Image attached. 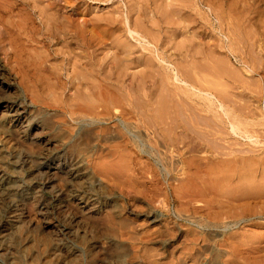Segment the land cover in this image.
Wrapping results in <instances>:
<instances>
[{"label": "rangeland", "instance_id": "1", "mask_svg": "<svg viewBox=\"0 0 264 264\" xmlns=\"http://www.w3.org/2000/svg\"><path fill=\"white\" fill-rule=\"evenodd\" d=\"M58 1L0 0V264H264V0Z\"/></svg>", "mask_w": 264, "mask_h": 264}, {"label": "bare ground", "instance_id": "2", "mask_svg": "<svg viewBox=\"0 0 264 264\" xmlns=\"http://www.w3.org/2000/svg\"><path fill=\"white\" fill-rule=\"evenodd\" d=\"M18 4H21V5H23V6H27V7H30L35 13H36V15H37V19L39 20V22H40V25L43 27V29H44V31L45 32H50V31H53V32H55V33H58V35L61 37H65V39H66V36L67 37H69V38H74L75 40H78V33L80 32H78V28L80 27H78V26H76V25H72V23L70 22V19L67 17V16H63V15H58L56 12H58V5H60V2L58 1V0H53V2L55 3V5H53V6H57V8H56V10L57 11H53V8L52 7H49L48 5H43V0H15ZM64 3L66 2V0H62ZM57 3V4H56ZM128 3L130 4V6L131 7H129V8H131V10H132V5H131V0H129L128 1ZM135 3V2H134ZM109 4V3H108ZM135 4H137V3H135ZM151 4V3H150ZM164 4V3H163ZM20 5V6H21ZM52 5V4H51ZM155 5V4H154ZM137 6V5H136ZM19 7V6H18ZM162 7V6H161ZM50 8H52V9H50ZM136 8V7H135ZM148 8V7H147ZM136 9H138V8H136ZM161 9V8H160ZM128 10V9H127ZM27 11V10H26ZM9 12V11H8ZM107 12V11H106ZM131 12V11H130ZM1 13V12H0ZM107 14V13H106ZM124 14V13H123ZM128 14V13H127ZM140 14V13H139ZM9 15V14H8ZM145 15V14H144ZM184 15V14H183ZM4 16V15H3ZM12 16V15H11ZM108 16V15H107ZM5 17V16H4ZM13 17H15V16H13ZM12 17V18H13ZM90 17V16H89ZM175 17V16H174ZM111 18V17H110ZM128 18V17H127ZM140 18V17H139ZM74 19V18H73ZM141 19H143V18H141ZM98 20V19H97ZM96 20V21H97ZM150 20V19H149ZM112 21H113V19H112ZM117 21V20H116ZM126 21V22H125ZM124 22H125V24L127 23L128 24V26L126 27L127 28V32H128V34L129 35H133V33L135 34L136 32H134V31H132L131 29H130V27H129V24H130V22L129 21H127V19L125 20ZM28 22V21H27ZM38 22V23H39ZM118 22V21H117ZM96 23V22H95ZM108 23V22H107ZM144 23V22H143ZM142 23V24H143ZM158 23V22H157ZM75 24V23H74ZM148 24V23H147ZM80 25H82V24H80ZM30 26V25H29ZM40 26V27H41ZM87 26V25H86ZM136 26H138V25H136ZM137 28V27H136ZM26 29V28H25ZM175 29V28H174ZM20 30V29H19ZM18 30V31H19ZM15 32V31H14ZM24 32V31H23ZM86 32V31H85ZM18 33V32H17ZM26 33V32H25ZM51 33V32H50ZM81 33V32H80ZM9 34V33H8ZM138 34V33H137ZM1 35V34H0ZM35 35V34H34ZM51 35V34H50ZM55 35V34H54ZM53 35V36H54ZM83 35V34H82ZM91 35V34H90ZM147 35V34H146ZM158 35V34H157ZM5 36V35H4ZM25 36V35H24ZM56 36V35H55ZM81 36V35H80ZM139 36V35H138ZM50 38V37H49ZM92 38V37H91ZM144 38V37H143ZM31 39V38H30ZM47 39V38H46ZM70 39V40H71ZM73 39V40H74ZM80 39V38H79ZM94 39V38H93ZM92 39V40H93ZM3 40V39H2ZM62 40H63V38H62ZM81 40V39H80ZM142 40V39H141ZM63 41H65V40H63ZM88 41V40H87ZM89 41H91V39L89 40ZM96 41V40H95ZM92 42V41H91ZM94 42V41H93ZM92 42V43H93ZM104 42V41H103ZM128 42V41H127ZM151 42V41H150ZM9 43V42H8ZM76 43V42H75ZM82 43H83V41H82ZM87 43V42H86ZM91 43V44H92ZM63 44V43H62ZM70 44V43H69ZM79 44V43H78ZM94 44H97V43H94ZM85 45V44H84ZM90 45V44H89ZM125 46H124V48H126V51H127V47L129 46V47H132V45L128 42V44L127 43H125L124 44ZM43 46V45H42ZM75 46H76V44H75ZM156 46V45H155ZM61 47V46H60ZM71 47V46H70ZM70 47H69V49H70ZM94 47V46H93ZM79 48V47H78ZM155 48V47H154ZM2 49V48H1ZM72 50V49H71ZM129 50V49H128ZM131 50V49H130ZM125 51V52H126ZM128 52V51H127ZM152 52V51H151ZM65 53V52H64ZM87 53V52H86ZM109 53V52H108ZM122 53H124V52H122ZM129 52L128 53H126V55H128L129 56ZM152 54H153V52H152ZM93 55V54H92ZM110 55V54H109ZM66 56V55H65ZM91 56V55H90ZM123 56V55H122ZM145 56V55H144ZM152 56V55H151ZM172 56V55H171ZM181 56V55H180ZM112 57V56H111ZM157 57V56H156ZM161 57V56H160ZM195 57V56H194ZM77 58V57H76ZM96 58V57H95ZM150 58V57H149ZM153 58V57H152ZM11 59V58H10ZM90 59V58H89ZM118 59V58H117ZM84 60V59H83ZM92 60V59H91ZM149 59H147V61H148ZM158 60V59H157ZM123 61V60H122ZM121 61V62H122ZM126 61V60H125ZM146 61V60H145ZM147 61H146V63H147ZM161 61V60H160ZM176 61V60H175ZM184 61V60H183ZM135 62V61H134ZM150 62V61H149ZM188 62V61H187ZM94 63V62H93ZM180 63V62H179ZM108 64V63H107ZM119 65V64H118ZM154 65V64H153ZM180 65V64H179ZM105 66V65H104ZM133 66V65H132ZM146 66V65H145ZM158 66V65H157ZM76 67V66H75ZM77 67H78V65H77ZM92 67H93V65H92ZM146 67H148V65L146 66ZM145 67V68H146ZM71 68V67H70ZM96 68V67H95ZM151 68V67H150ZM208 68V67H207ZM73 69V68H72ZM98 69V68H97ZM101 69V68H100ZM149 69V68H148ZM147 69V70H148ZM91 70H94V69H91ZM102 70V69H101ZM105 71H106V69H105ZM138 71V70H137ZM79 72V71H78ZM86 72H88V71H86ZM92 72V71H91ZM125 72V71H124ZM215 72V71H214ZM149 73V72H148ZM152 73V72H151ZM173 73H174V71H173ZM99 75H101L100 74V72L98 73ZM113 74V73H112ZM124 74V73H123ZM98 75V76H99ZM151 75V74H150ZM175 75V74H174ZM72 76V75H71ZM189 76V75H188ZM89 77V76H88ZM128 77V76H127ZM175 77V79H176V81H177V76H174ZM73 78V77H72ZM164 78V77H163ZM167 78H168V76H167ZM201 78H202V76H201ZM206 78V77H205ZM127 79V78H126ZM139 79V78H138ZM184 79V78H183ZM203 79V78H202ZM83 80V79H82ZM104 80V79H103ZM113 80V79H112ZM129 80V79H128ZM143 80V79H142ZM141 80V81H142ZM188 80V79H187ZM76 81V80H75ZM175 81V80H174ZM119 82V81H118ZM93 84V83H92ZM177 84V83H176ZM203 84V83H202ZM121 85V84H120ZM48 86V85H47ZM61 86V85H60ZM83 86V85H82ZM122 86V85H121ZM146 86V85H145ZM166 86V85H165ZM168 86V85H167ZM208 86V85H207ZM160 87V86H159ZM2 88V87H1ZM93 88H94V86H93ZM126 88V87H125ZM5 89V88H4ZM171 89V88H170ZM2 90V89H1ZM15 90V89H14ZM173 90V89H172ZM184 90V89H183ZM90 91V90H89ZM123 91H125V90H123ZM181 91V90H180ZM137 92V91H136ZM146 92V91H145ZM188 92V91H187ZM43 93V92H42ZM153 93V92H152ZM185 93V92H184ZM79 95V94H78ZM149 95V94H148ZM48 96H49V94H48ZM113 98V97H112ZM216 98V97H215ZM12 99H14V98H12ZM181 99H183V98H181ZM142 102V101H141ZM2 104V103H1ZM0 104V105H1ZM26 104V103H25ZM152 105V104H151ZM144 106V105H143ZM149 107V106H148ZM95 108V107H94ZM158 110V109H157ZM151 111V110H150ZM28 112V111H27ZM38 112V111H37ZM77 114V113H76ZM27 114H26V110H25V108L23 107V105H21V103L19 102H16V101H11V103L10 102H3V106H0V123L1 124H3L4 122H6V123H8V126H10V127H22V125L23 124H26V125H28L29 123H28V120H27V116H26ZM31 115V114H30ZM29 115V116H30ZM89 116V115H88ZM34 117V116H33ZM29 118V117H28ZM108 118V117H107ZM89 119V118H88ZM162 120V119H161ZM36 121V120H35ZM80 121V120H79ZM85 122V121H84ZM129 122V121H128ZM76 123H78V122H76ZM86 123V122H85ZM107 123V122H106ZM158 123V122H157ZM5 124V123H4ZM79 124V123H78ZM7 125V124H6ZM29 127V126H28ZM79 127V126H78ZM33 128V127H32ZM82 129V128H81ZM34 130V129H33ZM155 130V129H154ZM12 131V130H11ZM29 131V130H28ZM40 131V130H39ZM119 131V130H118ZM15 132V131H14ZM10 134V133H9ZM39 134V133H38ZM77 134V133H76ZM91 134V133H90ZM1 135V134H0ZM56 137H59L58 135L56 136ZM63 137V136H62ZM83 137V136H82ZM78 138L80 139V137H73V136H71V137H63L62 138V140L60 139V141H62L61 142V144H67V143H69V144H71L72 145V148H74V149H76L77 150V152L78 151H81V150H84L85 149V147H80V143H79V145L77 144V141H78ZM22 139V138H21ZM56 139V138H55ZM139 139V138H138ZM4 140V139H3ZM10 140V139H9ZM56 140H58V138L56 139ZM92 140V139H91ZM95 140V139H94ZM55 141V140H54ZM53 141V142H54ZM19 142V141H18ZM32 142V141H31ZM56 142V141H55ZM79 142V141H78ZM82 142H86V140L83 138L82 139ZM178 142V141H177ZM5 143V142H4ZM23 143V142H22ZM45 143H47V145L49 144V142H44L43 141V144L45 145ZM7 144L8 143H6V145L5 146H7ZM52 144H54V143H52ZM61 144H59V145H61ZM9 145V144H8ZM23 145V144H22ZM54 145H56V144H54ZM78 145V146H77ZM87 145V144H86ZM19 146V145H18ZM66 146V145H65ZM59 147V146H58ZM2 148V147H1ZM6 148V147H5ZM39 148V147H38ZM56 148V147H55ZM68 148H69V145H68ZM29 149V148H28ZM2 150V149H1ZM94 150V149H93ZM28 151H30V150H28ZM35 151V150H34ZM45 151V150H44ZM84 152V151H83ZM4 153V152H3ZM43 153V152H42ZM79 154H80V152H79ZM3 155V154H2ZM21 155V154H20ZM8 156V155H7ZM28 156V155H27ZM15 159V158H14ZM76 159V158H75ZM78 160V159H77ZM13 161V160H12ZM81 161V160H80ZM2 162V161H1ZM26 162H27V160H26ZM25 163V162H24ZM253 163V162H252ZM256 164V163H255ZM264 164V163H263ZM246 165V164H245ZM262 165V164H261ZM255 167V166H254ZM39 170V169H38ZM255 170V169H254ZM0 175H1V172H0ZM69 175V174H68ZM245 176V175H244ZM260 177V176H259ZM251 179V178H250ZM257 179V178H256ZM228 180V179H227ZM249 180V179H248ZM262 180V179H261ZM90 181V180H89ZM240 181V180H239ZM252 181V180H251ZM82 182V181H81ZM1 183V182H0ZM83 183V182H82ZM237 184H238V182H237ZM254 184V183H253ZM243 185V184H242ZM4 186V185H3ZM2 186V187H3ZM239 188V187H238ZM251 188V187H250ZM256 189V188H255ZM251 190V189H250ZM3 191V190H2ZM248 192V191H247ZM3 193V192H2ZM235 193V192H234ZM239 194V193H238ZM6 196V195H5ZM244 196V195H243ZM87 199V198H86ZM9 203V202H8ZM91 204V203H90ZM244 204V203H243ZM82 205H86L85 203H82ZM31 207V206H30ZM81 207V206H80ZM262 207V206H261ZM9 209V208H8ZM11 209V208H10ZM11 212V211H10ZM27 212V211H26ZM84 213V212H83ZM81 215V214H80ZM11 216V215H10ZM86 216V215H85ZM12 217V219H10V220H8L7 222H9V223H12V224H15L16 223V218L14 217V216H11ZM18 217V216H17ZM80 217V216H79ZM18 219V218H17ZM20 227V226H19ZM14 228V227H13ZM4 230H6V228L3 226V227H1L0 228V233L2 232H4ZM5 234V233H4ZM26 249V248H25ZM56 251V250H55ZM28 256V255H27ZM74 258V257H73ZM76 261V260H75ZM68 262H70V261H68ZM80 262V261H79Z\"/></svg>", "mask_w": 264, "mask_h": 264}]
</instances>
